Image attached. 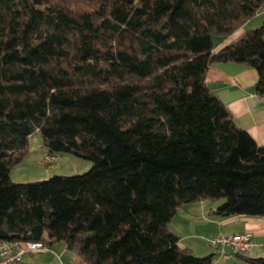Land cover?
I'll return each mask as SVG.
<instances>
[{
	"label": "trees",
	"instance_id": "1",
	"mask_svg": "<svg viewBox=\"0 0 264 264\" xmlns=\"http://www.w3.org/2000/svg\"><path fill=\"white\" fill-rule=\"evenodd\" d=\"M264 0H0V240L63 242L77 264H212L179 245L177 210L264 217V144L209 89L218 62L264 96ZM39 134L82 174L13 182ZM245 264L264 257L238 254Z\"/></svg>",
	"mask_w": 264,
	"mask_h": 264
},
{
	"label": "crops",
	"instance_id": "2",
	"mask_svg": "<svg viewBox=\"0 0 264 264\" xmlns=\"http://www.w3.org/2000/svg\"><path fill=\"white\" fill-rule=\"evenodd\" d=\"M246 22L250 24L249 20ZM246 22L232 35L216 37L214 50H219L222 46L240 38L246 30L260 25V22H255L250 28H247ZM257 78L258 75L254 68L234 62H218L208 70L206 83L229 110L234 123L246 130L258 144H264V104L254 91ZM206 202L209 201H199L181 206L169 223L171 230L170 225L173 222L175 224L176 228L172 231L179 236L180 247L189 248L194 255L195 251L207 250L205 253L214 255L212 264H245L243 259L228 247H215L208 241L218 234H248L255 245L246 255L264 257V217L240 215L218 217L210 214L218 202L211 205ZM198 227V230L201 231L200 235L206 238L210 247L197 242L196 238L188 242V233ZM46 247V251L37 253L41 259L36 262L37 264H77L78 258L67 250L64 243L60 245L55 242Z\"/></svg>",
	"mask_w": 264,
	"mask_h": 264
},
{
	"label": "rangeland",
	"instance_id": "3",
	"mask_svg": "<svg viewBox=\"0 0 264 264\" xmlns=\"http://www.w3.org/2000/svg\"><path fill=\"white\" fill-rule=\"evenodd\" d=\"M263 18H264V6L256 15V18L249 20L250 24L246 22L248 24L247 28H250L252 24H255V22L261 23ZM46 154L47 153L43 147L40 135L35 133L32 134L31 137L28 139L27 152L22 157L21 161L18 164L14 165L10 170V174H9L10 179L13 182L24 183V182L48 179L54 175L82 174L87 172L92 166V163L89 160L68 153H57L55 154L56 156L55 161L53 163L46 164L44 162V157ZM206 203L208 205L216 204L210 201ZM173 223L170 225L172 230L176 228L175 224ZM198 229L199 227L193 232L188 233V237H187L188 242L193 241L196 238L195 240L197 242L201 244L203 243L207 246L209 245L210 247L209 244L210 242L208 241L209 243L207 244L206 238L200 235L201 231H199ZM58 243L60 245H63V242H58ZM205 252H207V250L195 251L194 253L196 256H207L208 253ZM40 260H41L40 256L37 253L27 254L25 255L22 263L37 264L36 262Z\"/></svg>",
	"mask_w": 264,
	"mask_h": 264
},
{
	"label": "built area",
	"instance_id": "4",
	"mask_svg": "<svg viewBox=\"0 0 264 264\" xmlns=\"http://www.w3.org/2000/svg\"><path fill=\"white\" fill-rule=\"evenodd\" d=\"M264 104V96L260 97ZM55 157L46 154L44 162L53 163ZM210 244L215 247H228L232 252L248 254L254 247L248 234L215 235L210 239ZM47 247L41 241H27L24 243H10L0 240V264H21L25 255L44 252Z\"/></svg>",
	"mask_w": 264,
	"mask_h": 264
}]
</instances>
